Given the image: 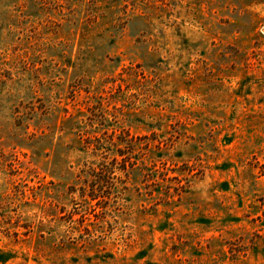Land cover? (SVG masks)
<instances>
[{
	"label": "rangeland",
	"instance_id": "1",
	"mask_svg": "<svg viewBox=\"0 0 264 264\" xmlns=\"http://www.w3.org/2000/svg\"><path fill=\"white\" fill-rule=\"evenodd\" d=\"M0 264H264V0H0Z\"/></svg>",
	"mask_w": 264,
	"mask_h": 264
}]
</instances>
